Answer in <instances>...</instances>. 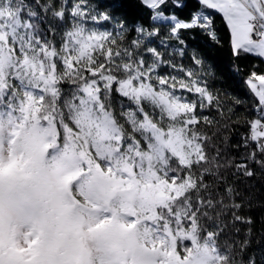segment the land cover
Here are the masks:
<instances>
[{
  "label": "snow or ice",
  "instance_id": "6c2138e0",
  "mask_svg": "<svg viewBox=\"0 0 264 264\" xmlns=\"http://www.w3.org/2000/svg\"><path fill=\"white\" fill-rule=\"evenodd\" d=\"M139 3L147 26L91 0H0V264H264L234 238L252 220L228 180L264 174V74L245 81L256 116L237 161L206 131L223 110L204 73L150 46L155 22L182 45L181 30L217 40L219 16L233 56L264 60V0H196L187 21Z\"/></svg>",
  "mask_w": 264,
  "mask_h": 264
},
{
  "label": "trees",
  "instance_id": "16d2710c",
  "mask_svg": "<svg viewBox=\"0 0 264 264\" xmlns=\"http://www.w3.org/2000/svg\"><path fill=\"white\" fill-rule=\"evenodd\" d=\"M70 3V0H69ZM93 5H100L99 11H110L112 15L126 22L131 26L134 22H141L146 26L150 23V11L136 3V0H91ZM186 5L176 8L172 0L162 8L165 14L176 15L180 20H190L191 13L198 11L199 6L196 0H181ZM109 4H123L122 8L108 9ZM159 27V35L152 38L150 46L157 47L164 54V59L185 69L191 68L197 73L203 72L202 79L206 81L209 91L219 96L223 116L215 107L205 110V115L214 118L216 123L206 131L209 135L216 133L213 142L218 145L224 154L231 155L240 161L251 149H244L243 137L248 132L247 121L254 119V98L250 93L245 81L252 72L264 74V60L255 62L252 55L235 57L229 47L228 34L219 16L214 17L213 28L215 29L217 40L211 39L208 34L198 28L181 30L179 40L169 36L170 22H155ZM111 30L115 27L114 22L106 25ZM129 38L135 37V32H130ZM163 40V44L161 41ZM184 50V55L179 54V50ZM197 54L203 61V69L195 65L192 55ZM161 75L169 74L182 75L178 70L162 65L159 69ZM239 101V103H237ZM226 126V127H225ZM230 183L240 191V199L244 202V207L240 210V215L250 217L252 224L237 225L240 233L234 238L239 240L247 234L250 241L248 255H256L259 258L264 250V174L257 169L256 175L251 179L237 178L228 174ZM249 228L251 231L249 232Z\"/></svg>",
  "mask_w": 264,
  "mask_h": 264
},
{
  "label": "crops",
  "instance_id": "0c3cea01",
  "mask_svg": "<svg viewBox=\"0 0 264 264\" xmlns=\"http://www.w3.org/2000/svg\"><path fill=\"white\" fill-rule=\"evenodd\" d=\"M252 58H253V60H255V62H261V61H263V60H261V59L255 57V56H252Z\"/></svg>",
  "mask_w": 264,
  "mask_h": 264
},
{
  "label": "rangeland",
  "instance_id": "374dc122",
  "mask_svg": "<svg viewBox=\"0 0 264 264\" xmlns=\"http://www.w3.org/2000/svg\"><path fill=\"white\" fill-rule=\"evenodd\" d=\"M136 3L137 4H139V5H141L140 3H139V0H136ZM142 6V5H141ZM167 15V14H166ZM172 14H169V16H171Z\"/></svg>",
  "mask_w": 264,
  "mask_h": 264
}]
</instances>
